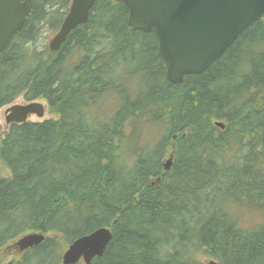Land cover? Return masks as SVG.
I'll use <instances>...</instances> for the list:
<instances>
[{"label": "trees", "instance_id": "16d2710c", "mask_svg": "<svg viewBox=\"0 0 264 264\" xmlns=\"http://www.w3.org/2000/svg\"><path fill=\"white\" fill-rule=\"evenodd\" d=\"M69 4L32 0L0 53V108L21 97L56 115L0 128V254L45 236L6 264H61L99 228L111 239L90 264H264V223L244 230L228 210H264L263 20L173 85L153 33L132 30L112 0H98L58 52L31 47ZM143 128L156 138L142 140Z\"/></svg>", "mask_w": 264, "mask_h": 264}, {"label": "water", "instance_id": "95a60500", "mask_svg": "<svg viewBox=\"0 0 264 264\" xmlns=\"http://www.w3.org/2000/svg\"><path fill=\"white\" fill-rule=\"evenodd\" d=\"M98 0H70L68 12L48 44L56 53L68 35L87 22ZM125 6L127 24L142 33H153L157 53L165 66V78L181 85L188 75L205 71L230 47L238 36L257 20L264 22V0H112ZM32 11V0H0V53L17 34ZM38 102L11 105L5 124L26 123L32 115L43 118ZM215 126L224 129L221 123ZM170 160L164 168L169 170ZM111 239L107 228H99L73 241L62 253L61 264H90L101 257ZM44 236L30 233L15 243L19 252L39 246ZM208 264H214L210 262Z\"/></svg>", "mask_w": 264, "mask_h": 264}, {"label": "rangeland", "instance_id": "374dc122", "mask_svg": "<svg viewBox=\"0 0 264 264\" xmlns=\"http://www.w3.org/2000/svg\"><path fill=\"white\" fill-rule=\"evenodd\" d=\"M56 32L57 31H50L47 28L46 29L44 28L37 42H35L34 44H31L30 46L32 47L33 45L34 48L37 50H42L44 46H47L48 48V44ZM106 101L112 102L113 100L108 99V98L105 99L100 105V108H99L100 111L104 112V110L109 108L108 106H111ZM37 102L43 105L45 109L44 117L40 119L33 115L29 117L28 122H42L48 119H56V115H53L49 112L45 101L37 100ZM12 104L13 105H25L26 103L23 101L21 97H19ZM8 107L10 106L7 105V106L0 108V128H1L2 136L4 135L8 127L5 124V111L6 109H8ZM155 133L156 132L152 131L151 128H143L140 132L142 136V140H144L145 142L153 141L156 138L155 137L156 135L154 136ZM0 176L4 178L9 177V171L1 164H0ZM228 210L231 216L237 220L238 226L244 230H248L258 224L264 223V210H254V209H250L245 206L243 207L242 205H230ZM17 255H19V253H17V251L12 248H9L8 250H4L3 253L0 254V263L6 264L12 259V257H16ZM197 259L205 264L210 262V260L205 259L201 255H198Z\"/></svg>", "mask_w": 264, "mask_h": 264}, {"label": "bare ground", "instance_id": "6f19581e", "mask_svg": "<svg viewBox=\"0 0 264 264\" xmlns=\"http://www.w3.org/2000/svg\"><path fill=\"white\" fill-rule=\"evenodd\" d=\"M9 42H10V41H9ZM9 42H8V43H9ZM6 46H7V45H6ZM107 229H108V228H107ZM109 230H110V229H109ZM38 234H39V233H38ZM40 235H42V234H40ZM43 236H44V235H43ZM44 239H45V236H44ZM43 241H44V240H43ZM43 241H42V242H43ZM65 250H66V249H65ZM91 262H92V261H91ZM210 262H213V261H210ZM210 262H209V263H210ZM213 263H214V262H213Z\"/></svg>", "mask_w": 264, "mask_h": 264}]
</instances>
